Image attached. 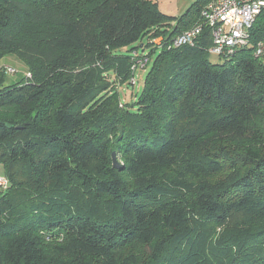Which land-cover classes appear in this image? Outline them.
Here are the masks:
<instances>
[{"label":"trees","instance_id":"trees-1","mask_svg":"<svg viewBox=\"0 0 264 264\" xmlns=\"http://www.w3.org/2000/svg\"><path fill=\"white\" fill-rule=\"evenodd\" d=\"M209 1L0 0V264H264V56L172 45Z\"/></svg>","mask_w":264,"mask_h":264},{"label":"built area","instance_id":"built-area-1","mask_svg":"<svg viewBox=\"0 0 264 264\" xmlns=\"http://www.w3.org/2000/svg\"><path fill=\"white\" fill-rule=\"evenodd\" d=\"M264 12V0H212L207 3L202 12L201 20L210 32L211 46L209 53L216 55H230L236 48L248 43V30L256 17ZM202 24L177 35L172 45L177 48L192 45L201 33ZM255 57L264 56V40L256 44ZM141 68L147 64V59L136 62ZM9 73L14 72L7 68ZM7 179L0 176V190L7 188Z\"/></svg>","mask_w":264,"mask_h":264},{"label":"rangeland","instance_id":"rangeland-1","mask_svg":"<svg viewBox=\"0 0 264 264\" xmlns=\"http://www.w3.org/2000/svg\"><path fill=\"white\" fill-rule=\"evenodd\" d=\"M195 1L196 0H156V3H157L158 9L161 12H163V13L169 15V16H178V15L182 14ZM202 10H201V12H202ZM203 27H206V26L202 25V29H203ZM202 29H201V33H202ZM209 36H210V32H209ZM155 43H157V42H155ZM256 44H254V45L251 44L250 45V40L248 38V43H247L246 46H243V47H240V48H236L232 54L224 55V56L223 55L220 56V55L209 53L208 50H209V48L211 46L210 45L209 48L207 49V53L209 54L208 55L209 62L212 63V64L221 63L222 59H229V58L233 57L239 49L249 48L250 46L253 47V53H254ZM261 59L264 60V58H261ZM0 65L9 66L10 68H12V69H14L16 71L13 74H6L5 78H6V83L7 84H13V83L17 82L18 80L25 78V76L27 74L26 73L27 70H26L25 65L17 57H15L14 55L5 56L0 61ZM143 68H145V67H143ZM148 70H149V67H146L145 69L137 68L136 71H135V81L132 78V76H130L129 79H128V82H129L130 86H132V87H128L127 90L124 89V91H126L125 94H128V96L126 95V97H125L124 91H123V92H120V97H122V98L124 97L125 99H127V98L130 97L129 94L131 93L130 100L133 99V98H136V95L139 94L141 89H142V86H143V83H144V80H145V77H146V74H147ZM28 77H30V75Z\"/></svg>","mask_w":264,"mask_h":264},{"label":"water","instance_id":"water-1","mask_svg":"<svg viewBox=\"0 0 264 264\" xmlns=\"http://www.w3.org/2000/svg\"><path fill=\"white\" fill-rule=\"evenodd\" d=\"M112 162H113V166L115 168H118L119 167V163H118V161H117L114 153L112 154Z\"/></svg>","mask_w":264,"mask_h":264},{"label":"crops","instance_id":"crops-1","mask_svg":"<svg viewBox=\"0 0 264 264\" xmlns=\"http://www.w3.org/2000/svg\"><path fill=\"white\" fill-rule=\"evenodd\" d=\"M3 175V172H2V168H1V165H0V176Z\"/></svg>","mask_w":264,"mask_h":264}]
</instances>
